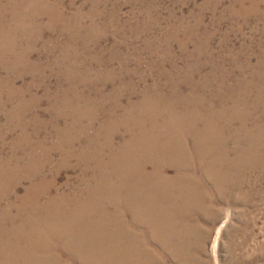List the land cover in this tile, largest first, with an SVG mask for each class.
<instances>
[{"label": "rangeland", "instance_id": "rangeland-1", "mask_svg": "<svg viewBox=\"0 0 264 264\" xmlns=\"http://www.w3.org/2000/svg\"><path fill=\"white\" fill-rule=\"evenodd\" d=\"M184 118L222 134L160 166ZM81 216L129 264H264V0H0V264H82Z\"/></svg>", "mask_w": 264, "mask_h": 264}, {"label": "bare ground", "instance_id": "bare-ground-1", "mask_svg": "<svg viewBox=\"0 0 264 264\" xmlns=\"http://www.w3.org/2000/svg\"><path fill=\"white\" fill-rule=\"evenodd\" d=\"M183 121H181L180 123H178V122L173 123L175 125V127H173L167 133V135L166 134L164 135L165 138L167 137V139H166L167 143L164 145L162 144L161 148H163V149L161 150L159 157L157 158V162L159 163V165H160V163L163 162V160L168 161L167 160L168 155L171 157L170 154H172V152H175V151L178 152V149H180V148L185 149V146H186L185 143L186 142H184V140L187 136H189V133H191V137L194 136L193 140H194L195 144L204 150L206 149V147L208 145L216 143V141H218V136H220L222 134L219 132L220 131L219 127L218 128L216 127L215 129H213L212 132L206 133L204 130L189 129V128H193V126H192L193 124H189L187 127L184 126L188 122L194 123L195 120H191L189 118H184ZM126 122H128V121H126ZM136 122H138V121L136 120ZM206 123H208V124L210 123V126H213V127L216 126V124L214 122H211V121H208ZM131 132H129L131 141H129L125 144L126 149H127L126 150L127 156H124V157L127 158V160L129 161L130 164L136 165L132 161V159L135 160L136 158L133 156H130V154H132L133 152H136V151H132V150L135 149L136 147H138L137 145L142 144L144 142L146 143L147 141H145V140L147 139V137H146V133H144L142 131H140V132L133 131L132 133ZM236 136L239 138V140L243 139V137H240L237 134H236ZM259 138H260L259 135H258V137L257 136L255 137L253 135V139L255 140V142L252 143L254 153L250 152L251 161H255L258 157L257 148L259 146V141H258ZM130 148H132V149H130ZM209 150L210 149L208 148L205 151H209ZM183 152H185V150ZM206 153H209V152H206ZM210 154H212V153H210ZM181 159H183L182 155L179 159L175 158V159H171V160H174V165H176V167H178L181 165L180 164ZM245 165H247V164L244 163V159L242 161L235 162V169L243 170ZM182 166H183V164L180 167H182ZM212 168L218 169V167L216 165ZM214 179L217 183L215 185H217L218 187L221 186L222 184H224V182L226 180L224 177H222V179H219V178L217 179V177H215V176H214ZM155 183H157V185L161 188H166V187H169L171 182H169L168 180H166L164 178H159V176H158L155 179ZM83 206L84 207L80 206L79 208L80 209H88L89 207H91V206H85V204H83ZM126 207H129V206H126ZM148 210H149V208H146L142 205H140L139 208L137 207L135 209L134 208L128 209L129 213L132 216H136V218H134V219L139 220L140 223L148 226L152 230V232H154L157 229V226H160V225H158V223L156 225L153 222H149L147 220L142 219V217L146 216L144 211H148ZM168 214L171 215L172 213L168 212ZM104 216H105V213H104ZM79 218L80 219H77V221L75 223H73V224L77 225L76 228L73 227L72 229H69V230L66 229L65 230L66 232H71V231L76 232V230H77L79 233H82L80 237H77L78 238L77 241H79V243L76 244L78 251H71L72 253H75V255L78 259V263H82V264H129L130 259H128V257H129L128 253L130 252V248H133L136 246V244H135L136 243L135 242L136 235L135 234L133 235L132 231L130 230V228L127 225H125L124 223L115 222L113 220L114 218L112 219L110 217L108 223L107 222L105 223L104 221L100 220L99 222H96V221L92 222L90 225H87L83 228V226L86 224L83 222H87L86 220H88V219L84 218V216H81ZM125 226H127L128 230L125 228ZM83 232L85 233V235ZM129 234H130V236H129ZM84 250H90V251H84ZM135 264H141V263L139 261H137Z\"/></svg>", "mask_w": 264, "mask_h": 264}]
</instances>
